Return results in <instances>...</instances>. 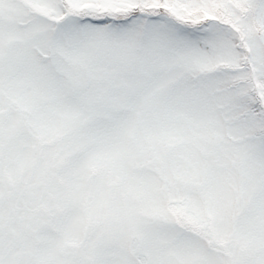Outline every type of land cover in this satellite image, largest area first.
<instances>
[{
    "label": "snow or ice",
    "instance_id": "snow-or-ice-1",
    "mask_svg": "<svg viewBox=\"0 0 264 264\" xmlns=\"http://www.w3.org/2000/svg\"><path fill=\"white\" fill-rule=\"evenodd\" d=\"M0 264H264V0H0Z\"/></svg>",
    "mask_w": 264,
    "mask_h": 264
}]
</instances>
